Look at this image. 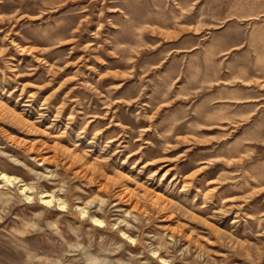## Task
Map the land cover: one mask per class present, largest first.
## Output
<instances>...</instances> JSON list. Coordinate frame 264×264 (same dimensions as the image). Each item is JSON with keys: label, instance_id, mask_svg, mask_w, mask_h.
Returning a JSON list of instances; mask_svg holds the SVG:
<instances>
[{"label": "rangeland", "instance_id": "rangeland-1", "mask_svg": "<svg viewBox=\"0 0 264 264\" xmlns=\"http://www.w3.org/2000/svg\"><path fill=\"white\" fill-rule=\"evenodd\" d=\"M0 264H264V0H0Z\"/></svg>", "mask_w": 264, "mask_h": 264}]
</instances>
